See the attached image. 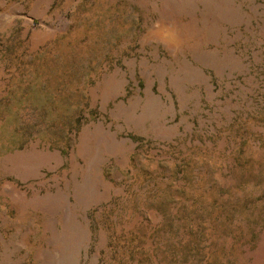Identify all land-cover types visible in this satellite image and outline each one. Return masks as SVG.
Instances as JSON below:
<instances>
[{"label":"rangeland","instance_id":"obj_1","mask_svg":"<svg viewBox=\"0 0 264 264\" xmlns=\"http://www.w3.org/2000/svg\"><path fill=\"white\" fill-rule=\"evenodd\" d=\"M0 264H264V0H0Z\"/></svg>","mask_w":264,"mask_h":264}]
</instances>
